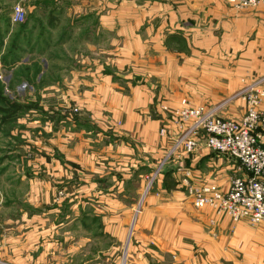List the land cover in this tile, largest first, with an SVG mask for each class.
Masks as SVG:
<instances>
[{
	"label": "crops",
	"instance_id": "0c3cea01",
	"mask_svg": "<svg viewBox=\"0 0 264 264\" xmlns=\"http://www.w3.org/2000/svg\"><path fill=\"white\" fill-rule=\"evenodd\" d=\"M32 11L42 21L27 18L22 26L21 68L29 65L28 54L34 50L46 54L64 48L81 41L76 34L83 33L80 39L88 54L82 57L84 72L71 66L58 78L59 85L70 81V89L49 82L42 90L57 98V103L67 94L74 110L80 109V114L71 113L73 121L68 118L67 128L75 140L83 138L82 145L90 149L79 154L83 162L100 163V171L94 169L90 178L84 179V191L97 197L101 194L98 203L102 207L121 212L110 219L120 225L128 223L127 217L122 218L124 210L132 212L140 203L142 179L163 161L159 160L168 138L159 134L166 116L161 105L175 106L187 95L202 104L206 97L220 117L240 118L246 113L245 102L229 98L253 79L264 80V5L238 10L220 0H37ZM249 35V43L241 49ZM203 49L216 56L236 57L222 64L215 59L202 63L195 57L203 56ZM23 54L27 57L22 61ZM76 59L73 56L72 61ZM48 60L46 67L39 63L37 77L42 81L51 66ZM140 64L143 68L147 64L148 69L137 72ZM54 65L59 71L60 65ZM173 80L183 83L181 92L174 89ZM191 81H195L194 86L189 85ZM58 106H37L36 112L26 108L19 120L39 122L44 130L51 126L56 135L64 119ZM29 113H41L46 120H31ZM212 154L202 146L180 164L196 180L228 188L236 175V164ZM177 162L168 164L143 198L128 264H246L237 257L250 249L256 230L244 220L233 222L208 208L197 210L182 185L183 173L175 170ZM97 172L102 173L99 181L94 179ZM133 181L138 188L128 190ZM130 192L136 198L128 204ZM106 218L101 219L102 224L106 225ZM106 228L101 234L84 236L100 242V255L102 240L106 253L107 237L112 236ZM259 230L263 234L258 235L264 238V228ZM21 237L0 236V264H45L47 256L53 255L49 246H44V239ZM64 237V241L76 240L75 235Z\"/></svg>",
	"mask_w": 264,
	"mask_h": 264
},
{
	"label": "rangeland",
	"instance_id": "374dc122",
	"mask_svg": "<svg viewBox=\"0 0 264 264\" xmlns=\"http://www.w3.org/2000/svg\"><path fill=\"white\" fill-rule=\"evenodd\" d=\"M220 1L224 3L222 0ZM35 3H37V0H0V236L19 239L23 238L21 236H37L29 238L38 239L40 237L44 239L42 241L45 243L44 246H49L50 252H53V255L47 256L45 264H128L130 248L135 234L134 223L139 212L143 209L140 207L143 205V198L148 194L156 180H159L160 176L164 174V172H161L163 166L166 168L169 163L177 160L179 161L177 162L179 164L178 173H182L185 167L181 164L189 158V156L180 157L176 152L162 165L171 150H173L176 138H180L181 131L184 130V128H180L179 120L175 118L177 117V111L182 108L185 101L194 106L213 107L211 102L206 101L208 100L206 97L202 98V104H198L194 101L195 97L191 95L182 96L175 106L161 105L162 112H165L166 116L162 119L159 134L161 137L166 135L168 138L166 151L159 160L163 161L158 164V169L142 179L143 186H141V199L138 206L132 212L131 210H124L125 215L122 218L127 217L128 223L120 225L119 222L117 224L114 220L111 221L110 219L116 218L121 212L116 213L115 209L102 207L103 205L98 203L101 194H98L99 197H97L96 193L89 195L90 193L84 191V179L90 178V171H94V169L100 171V163L88 164L83 162L79 154H84V151L86 154L90 149L88 146L82 145L84 144L83 138L75 140L74 133L67 128L70 123L68 118L73 121L72 115L80 114V109L74 110V103L67 94L63 97L60 96L58 98L59 103H57L55 101L57 98H52L49 93L42 90L44 85L49 82L57 88L68 89L71 82L66 81V85H59L58 78L65 74L62 72L63 70H71V66L73 69L76 68L75 71L84 72L85 65L82 63V57L88 54L85 53L87 50L83 48V39H80L83 33L76 34V38L81 41L69 43L64 48L53 49L46 54H40L41 51L34 50L29 53L30 55L28 54L30 56L27 60L29 65L21 68L19 58H21L24 48L19 47L18 38L21 30H23L22 26L26 23L27 18L29 21L32 19L35 22L36 20L42 21V18L36 16V13L32 11ZM224 4L233 8L226 3ZM17 8L23 10L24 17L22 21L16 23L13 20ZM59 32L60 30L56 33ZM36 34H38V31H36ZM251 37L249 35L241 49L249 43ZM110 39L108 37L107 41L110 42ZM97 40L93 38L92 42L97 43ZM209 51L204 50L203 56H198V54L195 59H199L202 63H209V61L215 59L221 61L222 64V61L229 58L235 59L234 57H236L235 54L229 58L223 54L216 56ZM97 52H93V54L91 52L92 56H98ZM50 55L51 57L48 58ZM73 56H77L74 62L72 61ZM26 57L27 55L23 54L22 61ZM47 59H49L48 62L51 66L45 77L47 79L42 81L37 77L40 69L39 63L41 62L46 67ZM56 63L60 65H58L59 71L57 65H54ZM173 67H176V65ZM137 69H139L137 72H144L148 69L147 64L146 66L144 64V68L140 64ZM181 83L179 80H173L174 89H179V92H181L180 86L183 87V83ZM188 83L194 86L195 81ZM252 86L256 89H264V80H260V78L253 79L251 84L243 87L229 99L231 101L242 100L245 102L247 110V103L242 91ZM7 97H9V100ZM41 105L47 106V108H55L59 105L58 107L64 119L59 122L60 130L56 135H53L51 126L44 130L43 125L39 122L30 121L28 123L21 122L22 119L19 120L23 114L27 113L26 108L31 107L35 111L36 107ZM29 115L32 118L31 120L35 118H39L40 122L46 120V116L41 113H29ZM242 117L222 118L239 120ZM69 136L72 138H69ZM57 139L58 142H56ZM59 154L61 155L59 156ZM215 155L217 156L214 153L213 157ZM220 157L222 158V156ZM144 165L143 162V167ZM235 166L237 175L240 171L238 166ZM157 171H159V176L155 179ZM100 174L102 173L97 172L95 174L94 179L96 181L100 180ZM181 177L184 178L183 175ZM69 183L72 184L69 185L71 188H68ZM137 188L138 183L136 181L128 183V190ZM130 194L128 204L135 202L136 198L133 192H130ZM102 218L107 219L106 225L101 223ZM105 228L112 236L107 237L106 253L104 251L105 243L102 240V255H100V242L84 236L101 234L105 231ZM251 228L256 232L252 237L250 249L246 252H240L237 260L246 264H264V238L258 235L263 234L259 229L264 228V224L251 226ZM68 234L70 236L75 235L76 240H62ZM119 234L122 235L123 240H121L122 237ZM90 238L92 240L89 241ZM33 243H35V240Z\"/></svg>",
	"mask_w": 264,
	"mask_h": 264
},
{
	"label": "built area",
	"instance_id": "2783aa9c",
	"mask_svg": "<svg viewBox=\"0 0 264 264\" xmlns=\"http://www.w3.org/2000/svg\"><path fill=\"white\" fill-rule=\"evenodd\" d=\"M222 1L238 10L264 5V0ZM23 17V10L17 8L13 21L17 23ZM242 95L247 110L239 120L222 118L214 108L183 102L175 118L184 130L162 165L176 152L180 157H188L202 146L232 160L240 172L231 179L228 188L196 180L186 168L182 170V185L196 209L208 208L218 217L258 226L264 224V89L252 86L242 91ZM157 176L159 171L154 178Z\"/></svg>",
	"mask_w": 264,
	"mask_h": 264
},
{
	"label": "trees",
	"instance_id": "16d2710c",
	"mask_svg": "<svg viewBox=\"0 0 264 264\" xmlns=\"http://www.w3.org/2000/svg\"><path fill=\"white\" fill-rule=\"evenodd\" d=\"M21 32H20V34H19V38H18V45H19V47L21 46V40H22V38H21ZM20 48H22V46L20 47ZM22 50V49H21ZM20 59V58H19ZM19 59H18V61H19ZM14 66V64L12 65V67ZM7 99L9 100V97H7ZM17 101V100H16Z\"/></svg>",
	"mask_w": 264,
	"mask_h": 264
},
{
	"label": "water",
	"instance_id": "95a60500",
	"mask_svg": "<svg viewBox=\"0 0 264 264\" xmlns=\"http://www.w3.org/2000/svg\"><path fill=\"white\" fill-rule=\"evenodd\" d=\"M158 167H159V166H156L155 169H158ZM178 168H179V164H175V170H177ZM165 170H166V168L163 166V167L161 168V172H164V173H165Z\"/></svg>",
	"mask_w": 264,
	"mask_h": 264
}]
</instances>
